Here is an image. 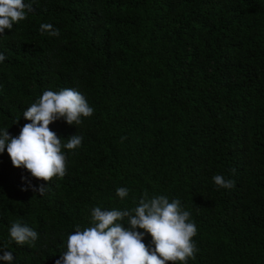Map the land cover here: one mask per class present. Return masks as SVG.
I'll return each instance as SVG.
<instances>
[{
    "label": "trees",
    "instance_id": "16d2710c",
    "mask_svg": "<svg viewBox=\"0 0 264 264\" xmlns=\"http://www.w3.org/2000/svg\"><path fill=\"white\" fill-rule=\"evenodd\" d=\"M31 2L0 34V131L18 136L45 90L74 88L94 114L50 123L64 142L83 139L44 195L22 190L47 182L0 153V247L11 264H55L92 208L132 209L144 192L191 213L199 250L188 264H264V0ZM45 23L59 36L42 33ZM217 174L235 186L218 188ZM16 221L37 231L34 244L11 239ZM144 243L154 248L150 234Z\"/></svg>",
    "mask_w": 264,
    "mask_h": 264
},
{
    "label": "clouds",
    "instance_id": "9594fccd",
    "mask_svg": "<svg viewBox=\"0 0 264 264\" xmlns=\"http://www.w3.org/2000/svg\"><path fill=\"white\" fill-rule=\"evenodd\" d=\"M32 10L31 0L27 3L25 0H0V34L5 29L12 30L14 24L25 20L27 12ZM40 29L52 36L60 34L59 29L49 23L41 24ZM5 60V54L0 53V62ZM93 114L94 109L82 92L74 88L45 90L24 110L22 115L30 123L22 126L18 136H12L8 129L0 131V153L6 150L13 166L27 169L32 177L47 182L37 186L27 181L22 190L30 188L44 195L53 177L66 175L65 150H75L82 144L83 138L77 134L64 142L50 129V123L63 118L69 125L77 126L82 118ZM15 123H19V118ZM22 179L27 180L26 177ZM212 179L218 188L235 186L234 180L222 174ZM129 191L127 187H119L116 194L124 199ZM197 232L191 213L184 209L179 199L170 200L162 194L149 197L144 192L132 209L92 208L91 226L82 229L75 225V231L67 238V251L61 253L55 264H188L199 250L193 240ZM9 234L18 245L34 244L38 239L37 231L20 221L11 224ZM146 234L151 235L154 248L144 243ZM0 250H3L0 260L11 264L12 252L4 247Z\"/></svg>",
    "mask_w": 264,
    "mask_h": 264
}]
</instances>
